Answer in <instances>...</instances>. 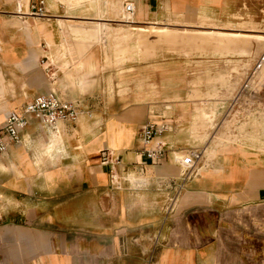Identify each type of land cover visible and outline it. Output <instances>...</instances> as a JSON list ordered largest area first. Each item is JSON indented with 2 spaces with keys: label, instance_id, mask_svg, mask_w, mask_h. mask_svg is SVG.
Listing matches in <instances>:
<instances>
[{
  "label": "crops",
  "instance_id": "crops-1",
  "mask_svg": "<svg viewBox=\"0 0 264 264\" xmlns=\"http://www.w3.org/2000/svg\"><path fill=\"white\" fill-rule=\"evenodd\" d=\"M123 1L129 25L233 14L232 0H0V125L50 91L78 110L52 128L29 118L0 153V264H264V163L224 143L185 179L180 114L156 110L165 152L143 156L149 107L110 94L101 69L99 25ZM40 2L47 18L29 16Z\"/></svg>",
  "mask_w": 264,
  "mask_h": 264
},
{
  "label": "rangeland",
  "instance_id": "rangeland-1",
  "mask_svg": "<svg viewBox=\"0 0 264 264\" xmlns=\"http://www.w3.org/2000/svg\"><path fill=\"white\" fill-rule=\"evenodd\" d=\"M242 3L232 0L223 20L189 15L148 25L126 24L119 6L118 22L99 25L101 69L116 74L110 94L147 103L152 121L153 110L180 114L177 157L198 154V167L224 143L264 163V0Z\"/></svg>",
  "mask_w": 264,
  "mask_h": 264
},
{
  "label": "built area",
  "instance_id": "built-area-1",
  "mask_svg": "<svg viewBox=\"0 0 264 264\" xmlns=\"http://www.w3.org/2000/svg\"><path fill=\"white\" fill-rule=\"evenodd\" d=\"M123 21L126 24H132L133 5L128 1L121 4ZM29 16L38 19L47 18L41 2L38 5H30ZM42 71L49 82L53 81L54 73L51 66L46 64V59L39 61ZM78 117L77 107L60 99L54 92L50 91L44 95L35 97L27 103L22 113L10 112L0 125V153L6 150V142L18 143L19 131H21L28 122L29 118L35 119L40 125L52 128L59 121L74 122ZM168 130L164 122L146 121L140 129L139 139L143 146L153 143L152 148L142 151L143 156L149 161H157L165 152L164 145L157 139ZM197 155L190 152L180 160L181 175L188 179L197 173ZM118 163L117 159L110 158V154L105 152L101 157V164Z\"/></svg>",
  "mask_w": 264,
  "mask_h": 264
},
{
  "label": "bare ground",
  "instance_id": "bare-ground-1",
  "mask_svg": "<svg viewBox=\"0 0 264 264\" xmlns=\"http://www.w3.org/2000/svg\"><path fill=\"white\" fill-rule=\"evenodd\" d=\"M198 155V154H197Z\"/></svg>",
  "mask_w": 264,
  "mask_h": 264
}]
</instances>
